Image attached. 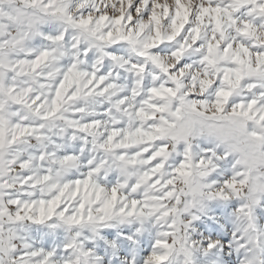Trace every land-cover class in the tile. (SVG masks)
Instances as JSON below:
<instances>
[{
    "label": "clouds",
    "instance_id": "clouds-1",
    "mask_svg": "<svg viewBox=\"0 0 264 264\" xmlns=\"http://www.w3.org/2000/svg\"><path fill=\"white\" fill-rule=\"evenodd\" d=\"M0 264H264V0H0Z\"/></svg>",
    "mask_w": 264,
    "mask_h": 264
}]
</instances>
